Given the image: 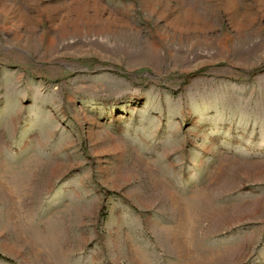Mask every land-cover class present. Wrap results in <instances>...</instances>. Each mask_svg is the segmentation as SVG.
I'll return each mask as SVG.
<instances>
[{
	"label": "rangeland",
	"instance_id": "374dc122",
	"mask_svg": "<svg viewBox=\"0 0 264 264\" xmlns=\"http://www.w3.org/2000/svg\"><path fill=\"white\" fill-rule=\"evenodd\" d=\"M0 264H264V0H0Z\"/></svg>",
	"mask_w": 264,
	"mask_h": 264
},
{
	"label": "bare ground",
	"instance_id": "6f19581e",
	"mask_svg": "<svg viewBox=\"0 0 264 264\" xmlns=\"http://www.w3.org/2000/svg\"><path fill=\"white\" fill-rule=\"evenodd\" d=\"M162 190H164V192H166V193H169V191L165 188H162Z\"/></svg>",
	"mask_w": 264,
	"mask_h": 264
}]
</instances>
